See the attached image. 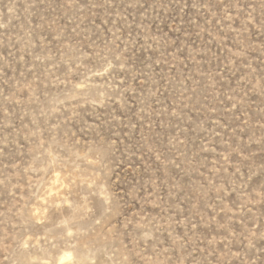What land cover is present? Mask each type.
<instances>
[{"label":"rangeland","instance_id":"1","mask_svg":"<svg viewBox=\"0 0 264 264\" xmlns=\"http://www.w3.org/2000/svg\"><path fill=\"white\" fill-rule=\"evenodd\" d=\"M63 255L264 264V0H0V264Z\"/></svg>","mask_w":264,"mask_h":264},{"label":"bare ground","instance_id":"2","mask_svg":"<svg viewBox=\"0 0 264 264\" xmlns=\"http://www.w3.org/2000/svg\"><path fill=\"white\" fill-rule=\"evenodd\" d=\"M69 255V254H68ZM68 255H63L61 258H60V263L59 264H61V262L63 261V263H67L68 261H70V259H69V257L71 256H68Z\"/></svg>","mask_w":264,"mask_h":264},{"label":"snow or ice","instance_id":"3","mask_svg":"<svg viewBox=\"0 0 264 264\" xmlns=\"http://www.w3.org/2000/svg\"><path fill=\"white\" fill-rule=\"evenodd\" d=\"M69 259H70V257H69ZM61 264H63V261L61 262Z\"/></svg>","mask_w":264,"mask_h":264}]
</instances>
